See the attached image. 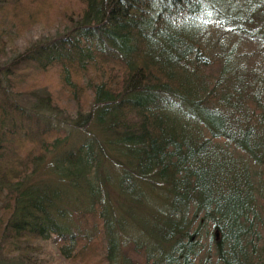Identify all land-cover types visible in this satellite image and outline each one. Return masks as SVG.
I'll return each mask as SVG.
<instances>
[{
    "label": "trees",
    "instance_id": "1",
    "mask_svg": "<svg viewBox=\"0 0 264 264\" xmlns=\"http://www.w3.org/2000/svg\"><path fill=\"white\" fill-rule=\"evenodd\" d=\"M0 264H264V0H0Z\"/></svg>",
    "mask_w": 264,
    "mask_h": 264
},
{
    "label": "rangeland",
    "instance_id": "2",
    "mask_svg": "<svg viewBox=\"0 0 264 264\" xmlns=\"http://www.w3.org/2000/svg\"><path fill=\"white\" fill-rule=\"evenodd\" d=\"M13 96H14V95H12V97H13ZM15 99H17L19 102L22 103V98H21V96H16ZM69 106H71V105H69ZM48 249H49V252L52 253L53 246L51 245V246L49 247V246H47V245H44V253H45V252H48V251H47ZM50 253H48L47 256L51 257Z\"/></svg>",
    "mask_w": 264,
    "mask_h": 264
}]
</instances>
